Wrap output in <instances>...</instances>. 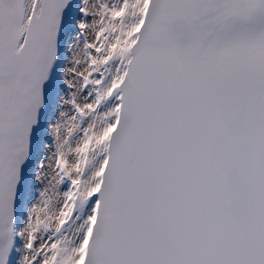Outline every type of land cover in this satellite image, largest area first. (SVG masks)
<instances>
[{
    "label": "snow or ice",
    "instance_id": "6c2138e0",
    "mask_svg": "<svg viewBox=\"0 0 264 264\" xmlns=\"http://www.w3.org/2000/svg\"><path fill=\"white\" fill-rule=\"evenodd\" d=\"M0 264H264V0H0Z\"/></svg>",
    "mask_w": 264,
    "mask_h": 264
}]
</instances>
